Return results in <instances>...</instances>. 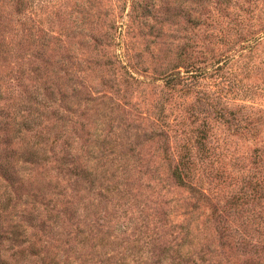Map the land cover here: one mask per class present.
<instances>
[{"label":"rangeland","instance_id":"1","mask_svg":"<svg viewBox=\"0 0 264 264\" xmlns=\"http://www.w3.org/2000/svg\"><path fill=\"white\" fill-rule=\"evenodd\" d=\"M0 150V264H264V0H0Z\"/></svg>","mask_w":264,"mask_h":264},{"label":"trees","instance_id":"2","mask_svg":"<svg viewBox=\"0 0 264 264\" xmlns=\"http://www.w3.org/2000/svg\"><path fill=\"white\" fill-rule=\"evenodd\" d=\"M18 131L19 130H17V132ZM20 148H22V147H20ZM1 151L2 150H0V243H2L4 240L7 239V237L5 236L6 233L3 231V230H6V228H3V218L5 217V215H10V212L12 210L8 205L5 204V202L2 199H7V202H8L10 199L9 196H11L10 195L11 189H13L16 185L15 177H13L14 173L12 174L9 172V169L6 165V159L4 158L3 155H1ZM14 152H15V150H14ZM29 153L34 155V151L33 152L30 151ZM171 173H172L173 177L181 183L180 185H182V186L186 185L193 192L194 186H188L184 182V180H183V174L184 173L181 169H178L177 167H175ZM17 178H18V181H21L24 179V182H25V178H22L19 175H17ZM1 179H3V181H5L4 185L2 184ZM26 179H28V178H26ZM21 228L22 227L19 223H16V224H13L12 226H10V229L13 232L14 238H19L22 236ZM180 233L184 236L185 239L188 238L189 233H190V223H188L185 226H180ZM184 249H185V247L179 246L178 252L180 254H182L184 252ZM23 253H24V251L22 250V254ZM183 255H185V254H183ZM0 256H1V254H0ZM1 264H6V262L1 260ZM53 264H57V263H53Z\"/></svg>","mask_w":264,"mask_h":264}]
</instances>
